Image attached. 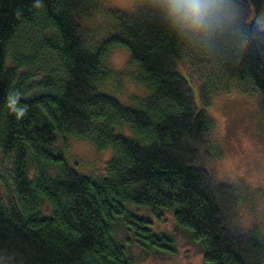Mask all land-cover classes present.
<instances>
[{"label":"trees","instance_id":"obj_1","mask_svg":"<svg viewBox=\"0 0 264 264\" xmlns=\"http://www.w3.org/2000/svg\"><path fill=\"white\" fill-rule=\"evenodd\" d=\"M94 2L0 0V151L11 160L0 180V264H133L113 236L116 218L141 251L171 252V237L129 205L172 213L208 264H264L259 231L238 223L236 188L208 164L219 156L205 150L212 121L177 68L187 63L202 97L235 84L259 91L264 110V0H231L230 23L210 39L175 28L163 0H135L131 13H108L114 33L99 43L84 26ZM114 46L129 51L149 92L135 108L97 91ZM12 91L21 119L5 106ZM124 124L135 139L116 133ZM57 133L111 148L106 176L68 167Z\"/></svg>","mask_w":264,"mask_h":264},{"label":"rangeland","instance_id":"obj_2","mask_svg":"<svg viewBox=\"0 0 264 264\" xmlns=\"http://www.w3.org/2000/svg\"><path fill=\"white\" fill-rule=\"evenodd\" d=\"M95 8L86 19L87 39L99 43L114 33L113 23L108 17L112 10L131 13L135 9V0H95ZM264 31V27H260ZM108 78L97 86V91L116 99L122 106L135 108L145 100L149 92L140 82L139 66L131 62L127 49L114 46L109 49L105 66ZM179 74L189 84L194 105L204 110L212 121L209 134L211 148L219 156L211 159L209 165L218 182L232 185L239 195L237 219L245 230L257 229L264 239V110L259 91L247 88L241 90L231 84L226 90L219 87L209 92L206 97L200 94L199 82L183 60L178 62ZM124 124L115 127L117 134L129 139L135 136ZM57 152L63 155L65 164L76 174L92 179L106 176L107 164L112 157V149L99 151L84 138H76L57 133L55 143ZM11 160L0 151V180L6 174ZM51 174H55L52 170ZM0 184V197L3 199ZM128 210L150 222L149 228L158 234H165L172 239V250L141 251L130 244L131 234L123 221L114 222L115 238L128 247L133 264H208L204 260L203 246L194 242L189 232L177 226L172 213L163 210L158 215L148 208L129 205ZM43 210H47L46 205Z\"/></svg>","mask_w":264,"mask_h":264},{"label":"clouds","instance_id":"obj_3","mask_svg":"<svg viewBox=\"0 0 264 264\" xmlns=\"http://www.w3.org/2000/svg\"><path fill=\"white\" fill-rule=\"evenodd\" d=\"M163 12L179 31L210 39L230 23L233 5L231 0H163ZM256 23L264 27V18ZM5 106L17 119L24 117L19 91L9 94Z\"/></svg>","mask_w":264,"mask_h":264}]
</instances>
